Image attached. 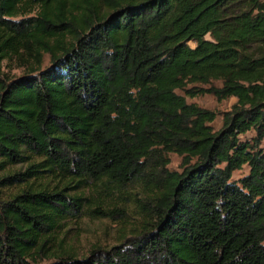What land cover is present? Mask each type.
Wrapping results in <instances>:
<instances>
[{
    "label": "trees",
    "instance_id": "obj_1",
    "mask_svg": "<svg viewBox=\"0 0 264 264\" xmlns=\"http://www.w3.org/2000/svg\"><path fill=\"white\" fill-rule=\"evenodd\" d=\"M263 140L264 0H0V264H264ZM128 203L79 256L67 222Z\"/></svg>",
    "mask_w": 264,
    "mask_h": 264
},
{
    "label": "rangeland",
    "instance_id": "obj_2",
    "mask_svg": "<svg viewBox=\"0 0 264 264\" xmlns=\"http://www.w3.org/2000/svg\"><path fill=\"white\" fill-rule=\"evenodd\" d=\"M21 62L14 60H7L4 62V70L10 77L24 76L29 68L21 66ZM51 65V58L49 54L44 55L41 69H45ZM178 93L184 94L183 90L178 89ZM188 102L196 103L201 107L216 111L217 117L211 123L214 130H219L223 126L224 113L232 108L237 98L231 97L224 100H217L212 95L197 96L194 98L188 97ZM256 135L254 130L242 135V139H251ZM264 147V140L262 142ZM171 163L170 170L181 171L182 157L176 153L170 154ZM21 166H17L20 168ZM249 172L248 165L233 172V180H239ZM137 190V189H136ZM116 202L120 205L126 202V199L119 193L114 194L113 198L107 197L106 204ZM113 203H111L112 206ZM128 214L125 218H120L118 215L115 219L109 218H94L90 216H82L81 218L73 219L67 222L66 231L68 241L74 245L75 252L79 256L90 254L93 249H110L114 246L122 244L123 240L130 234L136 233L141 225V218L136 210L128 203ZM128 212V213H129ZM140 218V219H139ZM49 261L44 260L41 264H47Z\"/></svg>",
    "mask_w": 264,
    "mask_h": 264
}]
</instances>
